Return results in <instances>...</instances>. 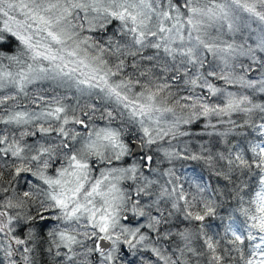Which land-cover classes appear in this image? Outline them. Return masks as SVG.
Returning a JSON list of instances; mask_svg holds the SVG:
<instances>
[{
    "label": "snow or ice",
    "instance_id": "1",
    "mask_svg": "<svg viewBox=\"0 0 264 264\" xmlns=\"http://www.w3.org/2000/svg\"><path fill=\"white\" fill-rule=\"evenodd\" d=\"M0 264H264V0H0Z\"/></svg>",
    "mask_w": 264,
    "mask_h": 264
}]
</instances>
